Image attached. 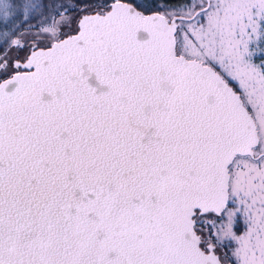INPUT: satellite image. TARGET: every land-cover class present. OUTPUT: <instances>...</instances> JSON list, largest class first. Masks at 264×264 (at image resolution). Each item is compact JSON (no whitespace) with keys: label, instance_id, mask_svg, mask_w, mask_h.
<instances>
[{"label":"snow or ice","instance_id":"6c2138e0","mask_svg":"<svg viewBox=\"0 0 264 264\" xmlns=\"http://www.w3.org/2000/svg\"><path fill=\"white\" fill-rule=\"evenodd\" d=\"M0 264H264V0H0Z\"/></svg>","mask_w":264,"mask_h":264}]
</instances>
